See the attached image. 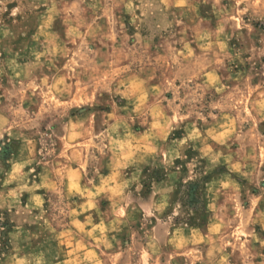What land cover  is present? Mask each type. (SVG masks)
<instances>
[{
  "label": "rangeland",
  "instance_id": "374dc122",
  "mask_svg": "<svg viewBox=\"0 0 264 264\" xmlns=\"http://www.w3.org/2000/svg\"><path fill=\"white\" fill-rule=\"evenodd\" d=\"M0 264H264V0H0Z\"/></svg>",
  "mask_w": 264,
  "mask_h": 264
},
{
  "label": "crops",
  "instance_id": "0c3cea01",
  "mask_svg": "<svg viewBox=\"0 0 264 264\" xmlns=\"http://www.w3.org/2000/svg\"><path fill=\"white\" fill-rule=\"evenodd\" d=\"M71 252V251H70ZM90 251H87V254L89 253ZM84 255H86V253H84V254H82L81 256H84Z\"/></svg>",
  "mask_w": 264,
  "mask_h": 264
}]
</instances>
